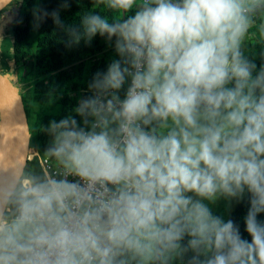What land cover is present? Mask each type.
I'll return each instance as SVG.
<instances>
[{"label":"clouds","instance_id":"1","mask_svg":"<svg viewBox=\"0 0 264 264\" xmlns=\"http://www.w3.org/2000/svg\"><path fill=\"white\" fill-rule=\"evenodd\" d=\"M71 3L33 28L109 59L36 117L45 167L0 150V264H264V0Z\"/></svg>","mask_w":264,"mask_h":264},{"label":"trees","instance_id":"2","mask_svg":"<svg viewBox=\"0 0 264 264\" xmlns=\"http://www.w3.org/2000/svg\"><path fill=\"white\" fill-rule=\"evenodd\" d=\"M38 2L51 10L58 0H13L1 12L0 57L5 71L13 73L12 82L20 86L32 132L31 145L40 154L47 137L38 128L34 130L36 117L46 123L54 114L57 118L63 115L75 103L77 92L86 87V81L105 66L111 49L98 36L90 45L66 47L61 40L63 33L56 30L51 19L33 28L32 13ZM88 5L89 0H82V5L72 0L61 16L66 22L77 20L82 6ZM32 163L42 168L37 156L32 157ZM242 212L238 207L233 216L238 218Z\"/></svg>","mask_w":264,"mask_h":264},{"label":"water","instance_id":"3","mask_svg":"<svg viewBox=\"0 0 264 264\" xmlns=\"http://www.w3.org/2000/svg\"><path fill=\"white\" fill-rule=\"evenodd\" d=\"M12 1L0 0V15ZM3 68L0 57V125H7L11 133L6 143H0V150H6L10 158L24 152L30 155L32 132L22 95L12 82L10 71Z\"/></svg>","mask_w":264,"mask_h":264},{"label":"built area","instance_id":"4","mask_svg":"<svg viewBox=\"0 0 264 264\" xmlns=\"http://www.w3.org/2000/svg\"><path fill=\"white\" fill-rule=\"evenodd\" d=\"M39 153H38V151H37V149L34 147V146H32L31 147V150H30V157L32 158L33 156H37L38 158H39ZM38 161H39V163H40V165H41V167L43 168V167H45V165H44V163L42 162V161H40L39 159H38Z\"/></svg>","mask_w":264,"mask_h":264},{"label":"rangeland","instance_id":"5","mask_svg":"<svg viewBox=\"0 0 264 264\" xmlns=\"http://www.w3.org/2000/svg\"><path fill=\"white\" fill-rule=\"evenodd\" d=\"M3 15H4V14H3ZM2 19H3V17H2V15H1V20H2ZM6 24H7V22L4 21V24H3V25L7 26ZM2 37H3V36H2ZM2 37H1V38H2ZM12 75H13V73L11 72V77H12ZM18 85H19V84H18ZM19 88H20V87H19Z\"/></svg>","mask_w":264,"mask_h":264}]
</instances>
